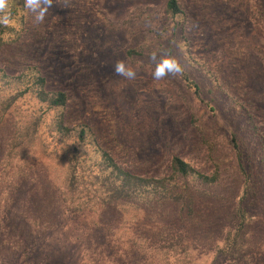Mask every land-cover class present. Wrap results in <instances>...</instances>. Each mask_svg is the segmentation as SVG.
Masks as SVG:
<instances>
[{"label": "rangeland", "instance_id": "rangeland-1", "mask_svg": "<svg viewBox=\"0 0 264 264\" xmlns=\"http://www.w3.org/2000/svg\"><path fill=\"white\" fill-rule=\"evenodd\" d=\"M166 1L53 0L42 24L31 16L25 33L4 45L9 72L36 65L51 88L67 93L70 130L39 126L31 142L26 117L42 113L31 101L0 116V264H169L159 256L170 254L171 233H155L164 227L151 215L102 224L95 211L73 210L77 195L66 188L59 154L74 149L75 129L87 125L100 147L141 175H162L172 156L209 168L208 151L221 134L179 75L152 78L154 50L174 56L197 82L213 80L230 102V118L233 107L250 115L249 126L232 119L237 135L249 137L248 129L251 148L264 147V0H177L187 20L172 43ZM117 60L136 78L117 76ZM187 234L196 243L202 233Z\"/></svg>", "mask_w": 264, "mask_h": 264}, {"label": "trees", "instance_id": "trees-1", "mask_svg": "<svg viewBox=\"0 0 264 264\" xmlns=\"http://www.w3.org/2000/svg\"><path fill=\"white\" fill-rule=\"evenodd\" d=\"M24 3L25 0H9L13 23L0 26V116L20 101L39 105L41 115L31 113L26 117V132L32 142L39 126L45 125L48 132L56 130L59 135H67L70 129L65 123L67 93L51 88L38 66L13 74L3 60L4 45L18 40L29 24L31 14ZM164 15L172 25L171 43L180 42L187 20L185 11L177 0H167ZM132 54L128 51V55ZM179 80L221 134L219 145L214 144L208 151L209 168L201 170L172 156L162 175H141L100 147L91 128L82 125L75 129L71 141L74 149L59 152L65 161L62 170L66 188L77 195L73 210L81 211L85 207L95 211L102 224L122 214L151 215L156 224L164 227L155 233H171L166 239L170 254L167 250L159 256L169 264H205L202 260L208 259L210 264H264V147L256 146L253 150L252 132L247 129L249 137L241 139L232 124V119L241 116L243 124L249 126L250 115L242 108L233 107L230 118V102L223 92H217L213 80L201 84L184 68ZM87 144L93 149L79 150ZM187 233L202 234L195 243L189 242ZM202 235L212 243L203 242ZM207 244L212 247L205 252Z\"/></svg>", "mask_w": 264, "mask_h": 264}, {"label": "clouds", "instance_id": "clouds-1", "mask_svg": "<svg viewBox=\"0 0 264 264\" xmlns=\"http://www.w3.org/2000/svg\"><path fill=\"white\" fill-rule=\"evenodd\" d=\"M59 0H57V3ZM53 0H25L24 8L31 14L33 22L42 24L46 14L53 7ZM13 23L9 0H0V26L8 27ZM149 60L154 64L151 72L154 80H161L169 76H178L183 72L179 61L168 53L153 51L149 55ZM114 73L117 76L133 80L137 76V71L128 65L124 60H117L114 65Z\"/></svg>", "mask_w": 264, "mask_h": 264}]
</instances>
